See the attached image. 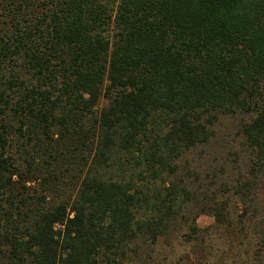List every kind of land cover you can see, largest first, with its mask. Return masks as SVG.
I'll use <instances>...</instances> for the list:
<instances>
[{
    "label": "trees",
    "instance_id": "obj_1",
    "mask_svg": "<svg viewBox=\"0 0 264 264\" xmlns=\"http://www.w3.org/2000/svg\"><path fill=\"white\" fill-rule=\"evenodd\" d=\"M259 186L264 0H0V264H140L173 225L198 256L196 216L229 228Z\"/></svg>",
    "mask_w": 264,
    "mask_h": 264
},
{
    "label": "rangeland",
    "instance_id": "obj_2",
    "mask_svg": "<svg viewBox=\"0 0 264 264\" xmlns=\"http://www.w3.org/2000/svg\"><path fill=\"white\" fill-rule=\"evenodd\" d=\"M105 103L106 101L101 99L98 109L104 106ZM230 121V119H224L222 120V124L227 125ZM212 149L210 145L192 149L184 158L181 167L185 164L184 162L187 163L189 161L192 169L206 173L207 169H212L211 167H213V165H208ZM12 151L14 152L15 149L13 148ZM19 152H15V158L20 163L21 171H24L26 166L22 163ZM222 156L225 158L226 155ZM227 164L225 175H219L214 187L219 188L221 181H229V178L232 177L231 172H236V169L240 170L243 162L240 160L234 164L230 162ZM73 174L74 172L63 177L66 182L65 184H68L69 181L74 182ZM255 194L256 197L252 202L253 207L246 211V213H243L240 205L230 206L229 218L232 221V226L229 228L218 226L209 216H196L195 224L199 230H203V232L198 234V237L201 238L200 240H204L201 247L203 249L199 251V255L201 253L204 254L203 258L200 259L201 264L250 263L253 246L264 231V187H257ZM220 198L222 199L223 197ZM193 209L194 207L190 205L187 212H194L195 210ZM190 215L192 217L194 213ZM254 229L259 232V237L253 233ZM184 231V229L178 228V225H173L164 232V235L158 236L154 243L150 241L145 242V239H138V241L130 246L132 249L135 247L136 251L130 252L131 249L128 250L125 258H128V260L136 259L140 264H189V261L194 262L195 259H198L199 255L196 256L195 253H192L193 244L183 237Z\"/></svg>",
    "mask_w": 264,
    "mask_h": 264
}]
</instances>
